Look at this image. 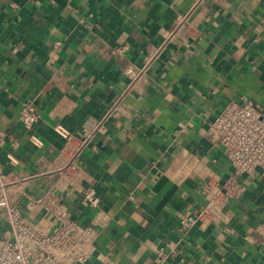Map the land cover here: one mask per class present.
<instances>
[{
	"label": "crops",
	"instance_id": "obj_1",
	"mask_svg": "<svg viewBox=\"0 0 264 264\" xmlns=\"http://www.w3.org/2000/svg\"><path fill=\"white\" fill-rule=\"evenodd\" d=\"M232 101L264 106V0H0V193L45 229L28 201L61 200L87 264H264V170L180 229L234 175L206 124Z\"/></svg>",
	"mask_w": 264,
	"mask_h": 264
},
{
	"label": "built area",
	"instance_id": "obj_2",
	"mask_svg": "<svg viewBox=\"0 0 264 264\" xmlns=\"http://www.w3.org/2000/svg\"><path fill=\"white\" fill-rule=\"evenodd\" d=\"M127 50L128 47H124L118 53ZM19 118L31 130L39 116L32 104H26ZM206 124L211 142L223 150L234 175L224 184L212 187L208 204L196 214L181 220V231L205 218L209 222H216L222 209L241 193L238 177L264 170V106L254 102L232 101ZM93 132L84 131L87 137H91ZM81 194L91 208L99 207L100 198L94 187L83 189ZM28 206L40 207L54 225L51 229H45L28 223L22 217L19 206L2 190L0 217L9 227L0 233V264H87L91 258V228L80 227L72 220L61 200L50 194L29 200ZM102 264L111 263L104 261Z\"/></svg>",
	"mask_w": 264,
	"mask_h": 264
}]
</instances>
